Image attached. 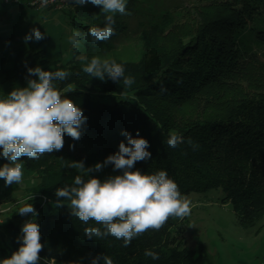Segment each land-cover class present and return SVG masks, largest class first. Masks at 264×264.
I'll list each match as a JSON object with an SVG mask.
<instances>
[{
    "label": "trees",
    "instance_id": "1",
    "mask_svg": "<svg viewBox=\"0 0 264 264\" xmlns=\"http://www.w3.org/2000/svg\"><path fill=\"white\" fill-rule=\"evenodd\" d=\"M136 1L128 0L130 7ZM263 3L264 0L220 3L219 9L203 20L185 48L169 50L154 42L138 62L115 60L124 67L125 76L133 77L131 86H125L123 79L113 82L105 75V79L100 80L82 71L104 45L103 41L94 42L91 36L82 40L84 53H75L64 64L48 59L44 48L14 49L10 55L13 60L8 66L0 53L1 85L5 92L0 99L7 98L15 88L26 87L29 78L36 79L29 77L28 68L63 70L69 73L68 78L53 83L63 96L83 110L86 117L79 129L80 138L73 140L65 134L61 151L46 153L39 159L22 158L24 172L39 181V195H31L0 224L5 235V239L0 240V261L18 249L21 227L26 220L32 219L40 226L44 244L39 264H90L99 254L109 256L114 264H212L201 242L196 252L188 247L185 217L169 218L159 231L149 230L134 238L128 247H123V241L112 236L87 238L85 228L102 226L94 221L85 224L72 216L67 201L62 207L56 206V189L74 186L77 175L85 180L93 176L103 181L100 175L106 179L121 174L108 164L85 176L73 165L77 163V153L85 157L83 163L89 167L103 164L109 155L119 151L121 142L127 144L122 134L125 131L134 138L139 133L149 142L151 158L136 162L133 171L155 174L165 170L183 196L221 189L222 201L232 206L237 224L245 230L256 229L264 218V75L261 73L256 79L257 73H250L248 78L246 75L247 64L260 63L255 49L264 43ZM69 5L64 11L73 31L79 30L87 36L88 28L103 27L95 22L102 15L100 7L91 3ZM249 23H254V27H249ZM3 40L0 37V45ZM261 54L264 58V50ZM81 56L87 60H82ZM186 58L191 59L188 65L182 62ZM247 81L251 94L243 93L241 88L237 90ZM207 86L222 93L234 87L233 94L226 96L224 93L221 98V102L229 101L223 112L202 122L183 125L169 118L184 101L195 97L193 93L197 88ZM153 98H161L169 104L174 100L172 104L176 107L163 109L169 114L163 117L164 113L151 107L149 99ZM173 131L185 141L191 138L198 147L194 150L186 142L176 148L170 147L167 140ZM70 145H74V149ZM0 162L7 163L3 157ZM38 196L47 201L42 202ZM25 204H33L38 216L20 215L18 210ZM145 250L157 253L159 258L145 256Z\"/></svg>",
    "mask_w": 264,
    "mask_h": 264
},
{
    "label": "clouds",
    "instance_id": "2",
    "mask_svg": "<svg viewBox=\"0 0 264 264\" xmlns=\"http://www.w3.org/2000/svg\"><path fill=\"white\" fill-rule=\"evenodd\" d=\"M49 0H42L46 6ZM75 6L91 3L101 8L104 14L103 27L88 28V35L79 30L73 31L68 42L74 50L79 51L82 40L91 36L94 42L109 40L115 35V15H131L127 11V0H70ZM45 38L39 28H33L25 36V42L40 41ZM82 60L87 57L81 56ZM82 71L100 80L105 75L113 82L123 79L125 86H131L134 79L125 76V69L115 60L91 58L83 66ZM29 78L27 86L15 88L7 98L0 99V157L7 163L0 166V179L5 186L22 183L24 165L22 158L39 159L46 153L61 151L64 147V136L67 134L73 140L81 136L80 128L86 121L83 110L70 98L62 95L54 81H64L69 73L63 70L55 72L45 71L41 67L28 68ZM78 75V73H77ZM161 91L165 89L161 88ZM127 138V144L121 142L119 151L109 155L103 164L97 163L93 168H85L83 161L73 167L81 170L85 175L92 171H100L108 164L114 166V171L121 174L109 176L101 181L90 176L85 180L81 175L74 179V186L57 188L55 202L57 207L66 204L71 215L87 224L94 221L102 227H87L84 235L89 238H106L112 236L123 241V247H128L131 241L149 230L159 231L169 218H184L190 214V202L183 196L177 183L169 178L165 170L155 174H145L140 170L133 171L138 161L151 158L148 151L149 142L139 136L134 138L131 133H122ZM187 143L194 150L198 147L191 138L171 132L167 144L176 148ZM74 149V145H70ZM63 198V199H61ZM18 213L22 216L37 217L38 212L33 204L20 207ZM39 224L26 220L21 227V235L17 237L19 247L11 256L4 258L0 264H39L40 252L44 249L41 242ZM145 256L158 259V254L145 250ZM114 264L112 258L99 254L90 264Z\"/></svg>",
    "mask_w": 264,
    "mask_h": 264
},
{
    "label": "rangeland",
    "instance_id": "3",
    "mask_svg": "<svg viewBox=\"0 0 264 264\" xmlns=\"http://www.w3.org/2000/svg\"><path fill=\"white\" fill-rule=\"evenodd\" d=\"M0 0V37L3 43L0 45V53L6 59L5 65H10L14 49L28 50L31 48L46 50V57L53 62L64 64L75 53H84V46L79 51L74 50L68 42V37L73 32L65 16L66 11H54L52 9H32L20 4H3ZM230 0H137L131 7L127 0V11L131 15L116 14L115 35L109 40L103 41V48L93 56L108 60L124 62H138L142 59L146 48L157 42L160 48L178 51L185 48L186 43L199 31L203 20L210 17L220 3ZM70 6V5H69ZM67 7V9L69 8ZM264 12V3L261 6ZM95 22L104 26V14ZM258 24V22H256ZM254 27V23H249ZM45 34L40 41L30 40L25 42V36L33 28ZM199 35V34H197ZM259 54L260 63L247 64L248 74H256L255 79L261 73L264 75V58L262 52L264 43L255 49ZM12 52V53H11ZM191 59L186 58L183 64L188 65ZM261 66H260V65ZM0 77V97L4 95ZM249 81L241 83L240 91L246 94ZM234 87L226 91H219L213 86L200 87L189 101H184L173 111L171 116L164 110H169L175 103H164L161 98L149 99L151 107L164 113L162 116L173 119L177 124L186 122H202L213 118L219 112H223L229 101L221 102L223 94H233ZM228 93V94H227ZM164 103V104H163ZM176 107V106H175ZM225 107V108H224ZM224 108V109H223ZM78 159L84 161L85 157L77 153ZM77 158L75 160L80 162ZM0 166L2 163L0 162ZM85 168H93L85 165ZM92 171L90 174L95 173ZM81 173H83L81 171ZM84 174V173H83ZM192 177L194 173H188ZM85 175V174H84ZM88 176V175H85ZM103 180L105 179L100 175ZM39 181L33 175L24 172L22 183L5 186L0 179V224L11 211L25 202L31 195H39ZM190 202V214L185 217V239L188 247L197 251V245L202 243L206 249L212 264H264V218L256 229L245 230L236 222V216L230 203H223L224 194L221 189H209L203 193H191L185 196ZM42 202L47 201L38 196ZM5 235L0 229V240Z\"/></svg>",
    "mask_w": 264,
    "mask_h": 264
},
{
    "label": "built area",
    "instance_id": "4",
    "mask_svg": "<svg viewBox=\"0 0 264 264\" xmlns=\"http://www.w3.org/2000/svg\"><path fill=\"white\" fill-rule=\"evenodd\" d=\"M3 4H20L32 9H52L54 11H63L66 10L70 4V0H49V3L46 6L42 5V0H3ZM2 223V222H1Z\"/></svg>",
    "mask_w": 264,
    "mask_h": 264
}]
</instances>
